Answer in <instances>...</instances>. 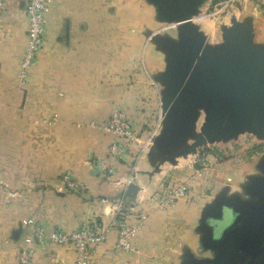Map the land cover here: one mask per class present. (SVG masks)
Listing matches in <instances>:
<instances>
[{"label":"crops","instance_id":"crops-1","mask_svg":"<svg viewBox=\"0 0 264 264\" xmlns=\"http://www.w3.org/2000/svg\"><path fill=\"white\" fill-rule=\"evenodd\" d=\"M24 1L4 0L0 7V264H14L30 230L26 219L46 229L108 225L110 202L129 181L143 200L126 196V219L133 222L140 211H148L132 239L135 251L115 250L116 230L110 228L94 250V264H181L186 251L194 258H213L215 250L200 227L202 214L216 210L218 197L259 204L264 168L242 167L233 176L232 160H224L199 171L191 164L193 151L174 154L200 131L206 116L202 106L194 107L191 131L183 139L160 137L167 127L162 96L172 82L174 53L183 52L181 30L159 19L150 0H105L107 6L102 0H52L35 63L22 84L16 71L25 44ZM205 1L196 4L194 15L202 13ZM260 1L235 0L236 6L220 18L196 17L201 48L222 52L229 44L225 28L232 21L248 24L249 43L263 45ZM63 17L68 35L56 37ZM114 109L125 113L140 137L158 120L152 138L156 148L135 161L127 154L108 156L107 175L95 163L106 157L111 136L89 122L105 121ZM51 115L52 123H41V117ZM243 133L264 143V132L236 135ZM63 171L83 187L68 190L59 178ZM173 180H189L187 194L168 207L156 206L149 196ZM209 187L199 200H188L194 190ZM35 251L34 264H73L69 243L42 242Z\"/></svg>","mask_w":264,"mask_h":264},{"label":"water","instance_id":"water-1","mask_svg":"<svg viewBox=\"0 0 264 264\" xmlns=\"http://www.w3.org/2000/svg\"><path fill=\"white\" fill-rule=\"evenodd\" d=\"M150 1L156 6L157 17L175 22L181 30V38L185 33L189 40V47L185 45L187 49L181 44L183 40L180 41L179 48L183 52H175L173 56L172 82L161 102L162 109L166 110L163 123L167 127L160 137L183 139L191 131L189 116L194 114V107L202 106L206 112L200 131L190 143H184L174 154L194 151L198 144L227 139L242 130L261 135L264 132V44L259 46L249 43V25L232 21L225 28L229 44L222 52L209 53L204 46L201 48V33L191 21V16L196 12L195 6L201 0H178V10L173 9L170 13L161 8L160 0ZM67 29L65 22V37ZM206 82L208 88L204 87ZM155 148L152 141L149 150ZM261 180L263 189L260 198H263L264 177ZM125 188V195L134 197L138 186L129 181ZM244 204L218 197L215 202L217 211L206 210L200 219L204 241L215 250L213 258H194L186 251L181 264H223L225 261V264H233L238 254L246 264H264V200L257 205L249 203L257 210H250ZM219 205H229L233 217L214 235L213 226L210 228L208 225V218L219 217ZM242 242L243 247L236 248ZM220 243L223 247L218 251ZM249 247H258L260 251H236Z\"/></svg>","mask_w":264,"mask_h":264},{"label":"built area","instance_id":"built-area-1","mask_svg":"<svg viewBox=\"0 0 264 264\" xmlns=\"http://www.w3.org/2000/svg\"><path fill=\"white\" fill-rule=\"evenodd\" d=\"M231 1L232 0H222L218 8H224ZM51 3L52 0L24 1L23 7L27 19L25 44L16 71V77L22 84L27 78L29 69L35 63L36 54L44 36L46 12ZM3 4L4 0H0V7ZM198 15L204 18L209 14L200 13ZM168 25L171 24L168 23ZM54 120L55 117L52 115L40 118L43 124H50ZM89 124L97 126L100 131L108 133L111 136L106 147V157L99 158L95 163V167L98 171L108 175L110 170L108 156L122 158L124 154H127L132 158V161H135L141 153L149 148L158 120H156L152 127L145 130L141 137L138 135L131 121L120 109H114L105 121L101 123L90 121ZM59 178L68 190H77L83 187L82 183L77 181L69 171L60 173ZM189 186V180L168 181L162 185L157 193L153 196H149V198L152 197L151 199H153L155 205L158 207H168L172 205L177 198L185 196ZM125 198L126 195L123 189V191L110 202L111 220L108 225L105 226H99L93 222H86L71 230H64L58 227L46 229L40 223L32 219H26L25 224L30 225V230L25 235V244L16 251L14 264H34L35 246L42 242L55 244L69 243L74 250L73 264H94V250L104 241L110 228H115L116 230L113 248L115 250L134 252L135 246L132 239L148 211H140L135 221L129 222L125 217V212L130 203L126 201ZM133 199L135 202H141L143 196L141 193H136Z\"/></svg>","mask_w":264,"mask_h":264},{"label":"rangeland","instance_id":"rangeland-1","mask_svg":"<svg viewBox=\"0 0 264 264\" xmlns=\"http://www.w3.org/2000/svg\"><path fill=\"white\" fill-rule=\"evenodd\" d=\"M222 0H206L203 4L202 13H206L209 15H204V19L218 17L220 18L224 13L229 11V8L235 5V0H232L229 4H227L224 8L219 9V3ZM248 2V0H245ZM151 2V1H150ZM177 2L178 0H160L161 8L168 11L169 13L173 11V9H177ZM102 5L107 6L108 2L105 3V0H102ZM238 4V3H237ZM258 6L261 10H264V3L262 1L258 2ZM168 8V9H167ZM178 10V9H177ZM217 14L213 15L214 11H217ZM264 12V11H263ZM105 20V19H103ZM193 23H200V20L194 19L191 20ZM65 22H67L64 17L59 20V31L57 32L56 37H65L64 26ZM170 23V22H169ZM166 26V24H164ZM68 26V22H67ZM181 27V26H180ZM184 31V28H183ZM68 35V29H67ZM188 37L183 33L181 38L182 46L189 47V40ZM185 46V49H187ZM201 86H203L201 84ZM208 82L205 83L204 87L208 88ZM23 88V87H22ZM191 164L197 170H203L205 167H209L213 165L215 162L219 161H231L230 164H233L234 167L229 169V173L234 176V173L241 169L242 167H246L252 169L253 166H263L264 167V143L259 142L255 139L252 135L248 133L238 134L231 139H218V140H208L205 143L198 144L194 147V151L191 153ZM232 177V176H231ZM207 181L208 178L206 177ZM206 188H199L194 190V194H192L188 200H199L204 194H208L209 190H212L210 187L207 188V192H205ZM217 196L215 195V198ZM238 203V202H236ZM244 206L250 208V210H257V208L253 207L249 203H245ZM220 208V216L217 218H208V222L212 223L215 228V234L218 233V228L220 225L224 223H228L233 217V213H231V209L229 205H219ZM218 208H216L215 212ZM243 242L240 243L236 248L243 247ZM223 244H218V251H221ZM250 249V247H249ZM244 252V251H237ZM252 253H256V251H250ZM239 254L236 256L237 258L234 259L233 264H246V261L241 260L239 258ZM226 262V261H225ZM225 262L223 264H225ZM227 263V262H226Z\"/></svg>","mask_w":264,"mask_h":264},{"label":"flooded vegetation","instance_id":"flooded-vegetation-1","mask_svg":"<svg viewBox=\"0 0 264 264\" xmlns=\"http://www.w3.org/2000/svg\"><path fill=\"white\" fill-rule=\"evenodd\" d=\"M220 216V215H219ZM215 218H217V217H215ZM229 223V222H228ZM227 223V224H228ZM226 223H224V224H222V225H220L219 226V228L217 229L218 231H220V229H222L225 225H227ZM208 225H210V228L213 226V224L212 223H209L208 222ZM212 230L215 232V228H214V226H213V228H212ZM236 251H260V249L258 248V247H252V248H239L238 250H236ZM264 251V250H263Z\"/></svg>","mask_w":264,"mask_h":264},{"label":"bare ground","instance_id":"bare-ground-1","mask_svg":"<svg viewBox=\"0 0 264 264\" xmlns=\"http://www.w3.org/2000/svg\"><path fill=\"white\" fill-rule=\"evenodd\" d=\"M199 15L197 14V15H192L191 16V20H194L196 17H198ZM170 24L172 25H174L175 24V22H170Z\"/></svg>","mask_w":264,"mask_h":264}]
</instances>
